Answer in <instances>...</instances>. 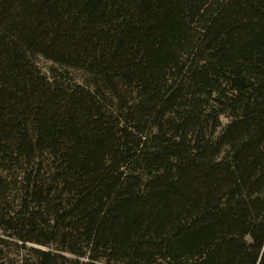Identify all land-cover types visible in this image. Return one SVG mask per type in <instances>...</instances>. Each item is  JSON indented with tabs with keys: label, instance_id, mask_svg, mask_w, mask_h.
Returning a JSON list of instances; mask_svg holds the SVG:
<instances>
[{
	"label": "trees",
	"instance_id": "16d2710c",
	"mask_svg": "<svg viewBox=\"0 0 264 264\" xmlns=\"http://www.w3.org/2000/svg\"><path fill=\"white\" fill-rule=\"evenodd\" d=\"M0 232V264H264V0H0Z\"/></svg>",
	"mask_w": 264,
	"mask_h": 264
},
{
	"label": "rangeland",
	"instance_id": "374dc122",
	"mask_svg": "<svg viewBox=\"0 0 264 264\" xmlns=\"http://www.w3.org/2000/svg\"><path fill=\"white\" fill-rule=\"evenodd\" d=\"M37 65L42 71L44 75H46L48 78L53 79V74L56 75H63L69 82H76L78 84H84L86 77L82 72L74 71V70H68V69H62L59 66L55 65L54 63L42 58L38 57L36 59ZM227 122H225L226 124ZM2 233L0 232V235ZM38 247V246H33ZM40 248V247H38ZM6 253L10 254V264H19V261L22 257L25 256V253H19V250L16 247L7 248Z\"/></svg>",
	"mask_w": 264,
	"mask_h": 264
}]
</instances>
